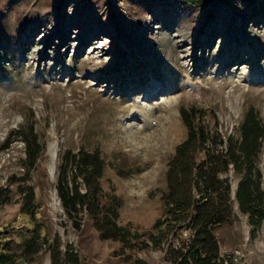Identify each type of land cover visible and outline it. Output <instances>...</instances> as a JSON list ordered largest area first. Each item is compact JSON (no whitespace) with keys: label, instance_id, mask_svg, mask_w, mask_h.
Here are the masks:
<instances>
[{"label":"rangeland","instance_id":"374dc122","mask_svg":"<svg viewBox=\"0 0 264 264\" xmlns=\"http://www.w3.org/2000/svg\"><path fill=\"white\" fill-rule=\"evenodd\" d=\"M182 110L205 136L188 154L217 155L218 193H231L211 226L219 263L264 264V222L251 225L235 199L247 166L223 163L230 146L242 154L250 110L264 129V0H0V250L10 248L14 264H168L193 235L163 198L188 134ZM84 153L103 163L102 194L91 211H69L58 178L77 177L86 192ZM251 161L264 189V134ZM113 196L117 224L137 234L128 244L95 226ZM29 239L39 250L24 257Z\"/></svg>","mask_w":264,"mask_h":264},{"label":"trees","instance_id":"16d2710c","mask_svg":"<svg viewBox=\"0 0 264 264\" xmlns=\"http://www.w3.org/2000/svg\"><path fill=\"white\" fill-rule=\"evenodd\" d=\"M192 5L206 4L212 0H186ZM183 121L188 128L187 138L182 142L176 151V155L169 163L168 170V192L163 196L168 208L175 212L177 222L189 220L191 224L192 236L186 240L182 247L173 249L170 252L168 264H220L217 258L218 247L214 235L211 232V226L223 220V213L231 208V193L226 187L225 193H218V186L221 181L217 177L220 159L217 155H212L210 160H193L188 154L190 145L201 136L205 139L203 133H197L192 124V118L189 112L182 110ZM264 134V129L260 120L250 110L242 123V139L239 143L241 155H235L234 148L226 151L224 162L225 167L229 163H234L236 170H240L239 163L242 158L246 164V172L243 179L238 183L235 191V199L239 210L247 214L248 221L254 227H258L264 222V189L260 187V171L254 167L251 158L258 152L260 139ZM79 175L82 177L88 189L81 192L80 185L75 177L73 184H68L67 175L60 173L58 178V192L63 205L69 211L78 212L80 208L86 207L92 210L98 206L100 197L96 194H102V190L95 182L100 176L102 170V161L98 155H89L87 153L80 155ZM222 163V162H221ZM91 168V171H88ZM85 170V171H82ZM194 174L195 181L190 180ZM92 186V187H91ZM195 194H199L196 198ZM215 194H219V206L214 204ZM98 197V198H97ZM113 201L103 206L106 211L104 217L96 223V228L101 232L104 238L117 239L124 244H128L129 239L137 238L136 233H131L125 227L116 222L117 208L120 202L115 196ZM162 220H157L153 225L154 229L162 225ZM77 226V225H76ZM168 230H173L175 226L167 225ZM148 239L153 245H159L162 237L150 232ZM0 250V264H14V252ZM39 246L33 241L27 240L21 244V254L24 257H30L38 252Z\"/></svg>","mask_w":264,"mask_h":264},{"label":"bare ground","instance_id":"6f19581e","mask_svg":"<svg viewBox=\"0 0 264 264\" xmlns=\"http://www.w3.org/2000/svg\"><path fill=\"white\" fill-rule=\"evenodd\" d=\"M98 49H99V46H93L92 47V52L93 53H95L96 55H97V53H98ZM96 50V51H95ZM245 75V74H244ZM232 77H234V76H232ZM231 77V78H232ZM239 78H237V79H241V77L240 76H238ZM48 154H49V156H50V159H51V163H50V166H49V172H50V175H51V177L53 176V174H54V169H55V166H54V160H55V156H56V142H52V143H50L49 145H48ZM53 204L54 205H56L55 204V202H53Z\"/></svg>","mask_w":264,"mask_h":264}]
</instances>
